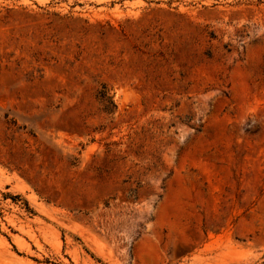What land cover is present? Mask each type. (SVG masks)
I'll list each match as a JSON object with an SVG mask.
<instances>
[{"label": "rangeland", "instance_id": "1", "mask_svg": "<svg viewBox=\"0 0 264 264\" xmlns=\"http://www.w3.org/2000/svg\"><path fill=\"white\" fill-rule=\"evenodd\" d=\"M263 260L264 0H0V264Z\"/></svg>", "mask_w": 264, "mask_h": 264}, {"label": "trees", "instance_id": "2", "mask_svg": "<svg viewBox=\"0 0 264 264\" xmlns=\"http://www.w3.org/2000/svg\"><path fill=\"white\" fill-rule=\"evenodd\" d=\"M254 264H264V260L261 262L254 263Z\"/></svg>", "mask_w": 264, "mask_h": 264}, {"label": "bare ground", "instance_id": "3", "mask_svg": "<svg viewBox=\"0 0 264 264\" xmlns=\"http://www.w3.org/2000/svg\"><path fill=\"white\" fill-rule=\"evenodd\" d=\"M122 100V99H121Z\"/></svg>", "mask_w": 264, "mask_h": 264}]
</instances>
